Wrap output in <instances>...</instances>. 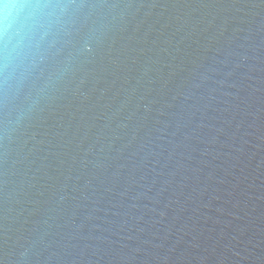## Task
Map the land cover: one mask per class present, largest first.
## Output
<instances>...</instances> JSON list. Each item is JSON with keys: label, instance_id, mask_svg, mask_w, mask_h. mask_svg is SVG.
I'll use <instances>...</instances> for the list:
<instances>
[{"label": "water", "instance_id": "obj_1", "mask_svg": "<svg viewBox=\"0 0 264 264\" xmlns=\"http://www.w3.org/2000/svg\"><path fill=\"white\" fill-rule=\"evenodd\" d=\"M0 40V264H264V0H41Z\"/></svg>", "mask_w": 264, "mask_h": 264}, {"label": "clouds", "instance_id": "obj_2", "mask_svg": "<svg viewBox=\"0 0 264 264\" xmlns=\"http://www.w3.org/2000/svg\"><path fill=\"white\" fill-rule=\"evenodd\" d=\"M48 6L41 0H0V40L38 39L42 10Z\"/></svg>", "mask_w": 264, "mask_h": 264}]
</instances>
